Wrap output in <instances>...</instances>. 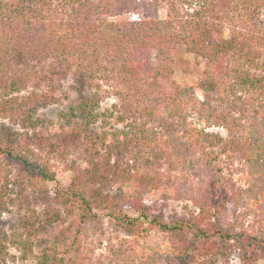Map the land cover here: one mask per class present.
I'll use <instances>...</instances> for the list:
<instances>
[{"label":"trees","instance_id":"1","mask_svg":"<svg viewBox=\"0 0 264 264\" xmlns=\"http://www.w3.org/2000/svg\"><path fill=\"white\" fill-rule=\"evenodd\" d=\"M124 14L133 17L122 25L113 20ZM177 45L205 60L201 96L173 79L170 51ZM69 75L93 92L58 113L66 125L73 124L56 137L61 163L73 174L69 186L56 192L67 217L60 209L44 216L45 225L61 223L62 229L36 263L23 264H44L56 246L70 255L85 224H99L102 216L132 226L142 217L168 234L170 251L143 248L142 264H157L156 256L175 257L174 264L213 263L214 255L225 251L220 239L230 237L241 244L242 264H258L254 251L264 247L261 228L250 225L228 233L216 216L218 199L226 197L232 180L200 190L192 179L202 181L209 160L223 155L236 163L231 174L245 177L244 185L230 189L234 211L242 206L245 216L250 209L253 216H264V0H0V107L13 104V94L29 87L35 113L59 103L62 80ZM105 97L114 101L100 110ZM32 120L31 114L13 115L25 130ZM111 120L110 131L98 134L92 128ZM209 126L224 134L208 131ZM24 135L28 131L0 136V156L20 168L22 181L55 180L45 161L26 156ZM79 143L95 147L84 150L85 166L67 162L70 147ZM101 153L103 164L93 158ZM110 156H115L112 163ZM174 180L177 197L189 200L195 210L168 223L161 213L148 211L142 193ZM113 182L119 184L118 194L108 191ZM2 195L0 213L7 201ZM123 205L139 218L128 215ZM7 242L28 260L31 241L3 234L0 264H7ZM54 259L78 264L82 258Z\"/></svg>","mask_w":264,"mask_h":264},{"label":"rangeland","instance_id":"2","mask_svg":"<svg viewBox=\"0 0 264 264\" xmlns=\"http://www.w3.org/2000/svg\"><path fill=\"white\" fill-rule=\"evenodd\" d=\"M160 15L162 17L165 16L164 7L160 8ZM132 17V15L124 14L114 17L113 20L122 25ZM226 34L227 30L225 29L223 35ZM170 53L174 59L173 79L175 82L192 86L195 92L201 96L198 83L205 60L195 53L186 51L183 45H177ZM30 90L31 87L16 93V95L13 94L15 99L13 104L6 103L4 107H0V136L6 137L10 132L28 131V137L24 135L26 138L24 145L27 148L24 153L30 159L45 161L51 167V170L56 173V179L46 181L34 179L32 182H28L26 179L22 181L17 178L19 173H22L20 168L0 156V193L4 194L1 197L7 200L4 209L0 213V237L6 234L10 235V238L15 236V238L28 239L33 244V249L29 251L28 260H23L20 257L21 251L13 246L12 243L7 242L8 253L4 254L7 264L36 263L37 255L45 250L47 251L48 246L52 247L53 242L55 243L56 237H54V234L62 229V225L61 223H54L51 226H47L45 225L47 220L45 221L44 216L49 213L52 214L55 209H60L63 218L67 217L65 216L63 204L60 203L61 199H57L56 192L61 193L64 191L71 183L73 176L71 170L67 169L64 163H61L59 148H57L59 145L56 139L58 134L71 130L73 124L70 126L66 125L65 121L58 118V113L61 110H67L69 104L77 103L80 95L87 97L93 92V88L78 78L69 75L62 80L59 92L60 102L40 107L35 113L32 110V104H30V98H28ZM35 90L38 93L41 92V88ZM113 101L112 97L102 98L99 109L109 108ZM13 112L18 114L21 112L24 116L33 115V120L29 123L27 130L21 128L13 121ZM34 118H37L36 123ZM77 120L79 121V118ZM109 122L104 127L99 121L92 128L98 134L103 131H110L113 120ZM207 129L211 132L224 134L222 128L219 127L209 126ZM91 146L93 145H87V143H79L75 147L71 146L67 162L69 163L73 159L76 164L85 166V156L88 153L84 150H87L88 147L91 149L95 148ZM96 151H93V153ZM103 156L104 153H101V155H93V158L96 163L103 164L106 162V158ZM114 158L115 156H110L108 158L109 163H112ZM209 163L210 168L207 170V174L204 175L203 180H192L196 184L195 186L200 185V190H211L214 189L212 188L213 183L221 184L232 180L226 188V197H219V204H217L216 208V216L223 230L229 233L232 229L239 231L248 228L250 225H256L261 228V233H263L264 216H253L251 213L253 209H247L249 214L245 216L244 207L242 206L235 212V207L230 201V189L245 184V179H243L245 177H242L241 174L235 172L231 174V169L236 163H231V160H228L223 155L213 157L211 161L209 160ZM118 186V183L113 182L108 191L111 194H118ZM22 188H24L23 191L21 190ZM178 189L179 185L176 180H174V183L168 182L156 188H149L142 193L143 202L148 206L150 213H161L165 222L170 223L177 216L187 217L189 216V211L195 210V207L184 197H177ZM122 208L128 215L139 218L138 213L131 206L123 205ZM242 215H244V218ZM30 216H32L31 219L28 218ZM188 238L190 239L191 236L188 235ZM222 240L225 251L215 254L213 263L207 264H242V259L240 258L241 244L237 239L234 237L226 240L220 239V243ZM148 246L159 247L164 252L170 251L168 250L171 249L168 234L159 230L155 224L148 220H142V217L139 218L136 225L132 226L118 225L114 220L102 216L99 224L95 222L85 224V228L80 235V242L75 248V251L78 248V253L71 251L70 255H66L68 253H64L62 248L56 246L55 250L48 252L50 256L44 264H63L59 259H54L60 256L74 259L76 257L82 258L83 260L81 259L78 264H142V249L144 248L146 252H149ZM254 252L257 263L264 264V247L258 248ZM54 253L56 255L53 258L52 254ZM174 259L175 257H173V260L158 259L156 256L154 262L157 264H174Z\"/></svg>","mask_w":264,"mask_h":264}]
</instances>
